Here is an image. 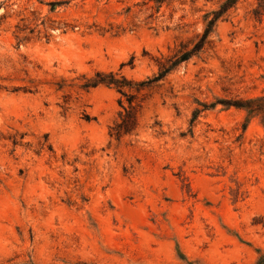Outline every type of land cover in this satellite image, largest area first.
I'll return each instance as SVG.
<instances>
[{"label":"rangeland","instance_id":"1","mask_svg":"<svg viewBox=\"0 0 264 264\" xmlns=\"http://www.w3.org/2000/svg\"><path fill=\"white\" fill-rule=\"evenodd\" d=\"M226 1L0 0V264H264V0ZM183 55L111 136L97 73Z\"/></svg>","mask_w":264,"mask_h":264},{"label":"trees","instance_id":"2","mask_svg":"<svg viewBox=\"0 0 264 264\" xmlns=\"http://www.w3.org/2000/svg\"><path fill=\"white\" fill-rule=\"evenodd\" d=\"M238 0H227L223 5L224 11L233 7ZM220 15L210 20L207 24L206 30L203 35L205 41L212 33L216 21ZM190 58L188 55H183L177 58L170 66L161 68L160 71L153 77L136 82L129 80L124 75H119L113 72L108 74L98 72L96 78L89 84V86H97L104 84L114 87L122 96L120 99V105L122 112L120 120L114 124L110 130V134L113 137L121 138L125 134H131L135 132L139 127V112L142 108V102L136 100L135 96L144 89H150L158 82L162 81L171 71L175 70L181 63L187 61ZM124 66V65H123ZM123 98H126L127 105H125ZM250 112L261 111L260 108H255L253 105L247 107Z\"/></svg>","mask_w":264,"mask_h":264}]
</instances>
